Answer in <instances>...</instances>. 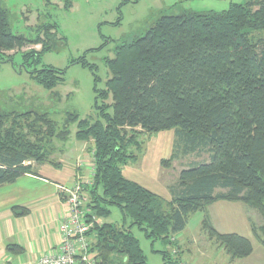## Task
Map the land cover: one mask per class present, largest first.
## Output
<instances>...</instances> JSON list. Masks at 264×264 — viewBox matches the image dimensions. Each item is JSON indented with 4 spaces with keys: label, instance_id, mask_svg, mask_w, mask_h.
Wrapping results in <instances>:
<instances>
[{
    "label": "trees",
    "instance_id": "obj_1",
    "mask_svg": "<svg viewBox=\"0 0 264 264\" xmlns=\"http://www.w3.org/2000/svg\"><path fill=\"white\" fill-rule=\"evenodd\" d=\"M39 28L34 39L11 32L0 5V59L41 43L40 34L50 32L48 26ZM47 48L41 43L39 50L23 51V63H36ZM105 63L109 77L105 89L95 88L99 117L94 121L68 113L62 127L45 112H36L31 122L30 111L0 113V185L30 172V162L50 161L46 150L53 139L69 136L75 123L76 140H93L87 215L106 217L108 206L115 205L146 237L167 240L185 228L190 213L218 200L242 201L262 218L260 233L253 224L251 230L264 248V0L161 15L142 36L117 46ZM29 73L46 88L62 79L48 67ZM172 128L184 153L206 146L209 157L181 169L167 186L171 198L166 200L125 177L122 167L136 160L129 150L136 134ZM95 218L87 235L98 264H147L130 227ZM202 228L231 259L252 251L248 238L217 232L206 215ZM160 253L162 264H183L166 250Z\"/></svg>",
    "mask_w": 264,
    "mask_h": 264
},
{
    "label": "rangeland",
    "instance_id": "obj_2",
    "mask_svg": "<svg viewBox=\"0 0 264 264\" xmlns=\"http://www.w3.org/2000/svg\"><path fill=\"white\" fill-rule=\"evenodd\" d=\"M244 1L0 0V5L7 10L11 32L31 39L39 34V26H48L50 32L47 37H43V32L40 34L41 43L48 44L49 48L38 53L36 63L24 64L23 51L39 50L41 43H31L21 49L8 51L7 59H0V113L30 111V121L36 112H45L62 127L68 125L65 122L68 113H75L78 119L94 121L99 117L95 108V88L105 89L109 77L105 60L114 55L117 46L142 36L161 15L183 11H222L231 3ZM46 67L57 70L62 78L48 88L38 83L29 73L33 68ZM107 102H110V97ZM69 130V136L53 139V146L46 150L50 161L46 162L59 164V155H65V148L71 141H76V124L72 123ZM174 133L172 128L162 132L136 134V145L129 148L136 155V160L122 167L123 175L140 181L142 172L151 173V165L156 163L160 166L162 157L172 155L170 163L160 166L159 172L151 173L159 186L166 190L163 194L156 193L167 196V186L177 181L181 169L206 161L209 157L206 146L184 153ZM83 142L86 141H77ZM89 142L92 148L87 146L85 152L92 154H86L83 158L87 162V159L92 161L93 165V140ZM30 163L32 170L34 163ZM88 164L84 165L85 179L94 171L86 167ZM108 208V215L96 218L97 222L130 227L131 233L138 239L147 264H162L161 250L168 251L183 264H264V248L256 235L260 233L258 227L262 218L255 208L242 201L218 200L207 205L205 211L190 213L185 228L167 240L146 237L142 230L130 224V218L124 216L117 206L109 205ZM205 215L217 232L237 233L248 238L252 244L251 253L244 258L231 259L222 247L208 238L207 231L202 228ZM251 224L257 228L256 233L251 230Z\"/></svg>",
    "mask_w": 264,
    "mask_h": 264
},
{
    "label": "crops",
    "instance_id": "obj_3",
    "mask_svg": "<svg viewBox=\"0 0 264 264\" xmlns=\"http://www.w3.org/2000/svg\"><path fill=\"white\" fill-rule=\"evenodd\" d=\"M77 141H71L65 155H59V164L33 162L30 172L0 185V264H36L41 256L57 250L61 241L58 225L65 207L59 186L76 179L85 181V163H89L86 167L93 168L92 161L83 158L87 154L86 147L92 148V143ZM160 166L151 165V173L159 172ZM151 173L142 172L140 181L136 182L163 194L166 190ZM92 175L93 171L89 178ZM160 196L166 200L171 198L170 193Z\"/></svg>",
    "mask_w": 264,
    "mask_h": 264
},
{
    "label": "built area",
    "instance_id": "obj_4",
    "mask_svg": "<svg viewBox=\"0 0 264 264\" xmlns=\"http://www.w3.org/2000/svg\"><path fill=\"white\" fill-rule=\"evenodd\" d=\"M92 182L90 177L85 181L76 179L71 184L59 186L63 193L61 201L65 206L58 225L61 241L54 253L44 254L36 264H98L90 250V237L87 235L95 215H87L89 212L85 208L87 187Z\"/></svg>",
    "mask_w": 264,
    "mask_h": 264
}]
</instances>
